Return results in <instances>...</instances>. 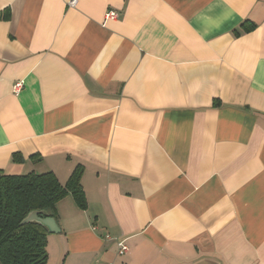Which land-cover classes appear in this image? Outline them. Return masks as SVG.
Listing matches in <instances>:
<instances>
[{
  "label": "crops",
  "instance_id": "crops-1",
  "mask_svg": "<svg viewBox=\"0 0 264 264\" xmlns=\"http://www.w3.org/2000/svg\"><path fill=\"white\" fill-rule=\"evenodd\" d=\"M70 1L0 0V171L84 169L47 264H264V0Z\"/></svg>",
  "mask_w": 264,
  "mask_h": 264
},
{
  "label": "trees",
  "instance_id": "trees-1",
  "mask_svg": "<svg viewBox=\"0 0 264 264\" xmlns=\"http://www.w3.org/2000/svg\"><path fill=\"white\" fill-rule=\"evenodd\" d=\"M83 171L77 166L64 185L53 171H0V264H47L50 232L38 222H21L34 210H46L57 219V204L69 194L86 209Z\"/></svg>",
  "mask_w": 264,
  "mask_h": 264
},
{
  "label": "water",
  "instance_id": "water-1",
  "mask_svg": "<svg viewBox=\"0 0 264 264\" xmlns=\"http://www.w3.org/2000/svg\"><path fill=\"white\" fill-rule=\"evenodd\" d=\"M29 222H38L45 226L50 233H59L61 228L57 219L51 216L46 210H34L31 211L21 222V224H26Z\"/></svg>",
  "mask_w": 264,
  "mask_h": 264
},
{
  "label": "built area",
  "instance_id": "built-area-1",
  "mask_svg": "<svg viewBox=\"0 0 264 264\" xmlns=\"http://www.w3.org/2000/svg\"><path fill=\"white\" fill-rule=\"evenodd\" d=\"M75 3H76V0H72V1H70L69 4L71 6H73V5H75ZM107 16L109 18H116L118 16V12L115 11V10H111L108 13ZM23 86H24V83H23L22 80L16 81L15 84H14V88H13L14 92L19 93L22 90ZM115 241H116V255H117V258H122L128 253L129 246L126 243V240L124 238L116 237ZM107 264H125V263L122 262V261L113 260L111 262H108Z\"/></svg>",
  "mask_w": 264,
  "mask_h": 264
}]
</instances>
